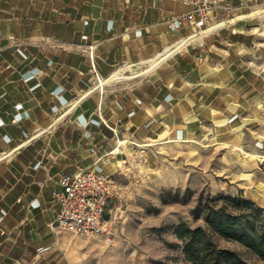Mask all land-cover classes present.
Here are the masks:
<instances>
[{
    "label": "crops",
    "instance_id": "1",
    "mask_svg": "<svg viewBox=\"0 0 264 264\" xmlns=\"http://www.w3.org/2000/svg\"><path fill=\"white\" fill-rule=\"evenodd\" d=\"M190 8L0 0V264H71L50 226L64 173L103 169L126 183L135 169L145 180L169 143L263 150L264 8H219L183 45L197 28L166 18Z\"/></svg>",
    "mask_w": 264,
    "mask_h": 264
},
{
    "label": "rangeland",
    "instance_id": "2",
    "mask_svg": "<svg viewBox=\"0 0 264 264\" xmlns=\"http://www.w3.org/2000/svg\"><path fill=\"white\" fill-rule=\"evenodd\" d=\"M239 146L243 147L202 142L162 145L152 175L140 186H126L114 200V242L61 230L57 245L67 251L71 264H194L183 252L174 225L184 220L194 226L205 223L193 214L202 191L243 192L264 205V156L258 155L264 151L250 149L255 151L251 153ZM221 242L264 264L247 247Z\"/></svg>",
    "mask_w": 264,
    "mask_h": 264
},
{
    "label": "built area",
    "instance_id": "3",
    "mask_svg": "<svg viewBox=\"0 0 264 264\" xmlns=\"http://www.w3.org/2000/svg\"><path fill=\"white\" fill-rule=\"evenodd\" d=\"M191 8L183 13H175L166 18L171 28L183 25H193L197 28L195 33L181 41L185 44L202 35L205 30L212 27L218 16V9L223 8L227 13H232L238 8L253 7L264 8V0H180ZM200 60L204 57L200 56ZM92 150L96 148L92 146ZM264 151V145H263ZM105 153L102 158L111 160V153ZM127 182L121 181L115 175L103 169L79 168L73 172L62 174L58 183L61 188L54 187L52 195L57 199L59 208L55 219L50 226L57 230H66L75 235L95 237L107 242L116 239L114 217V200L121 197L126 186H140L144 179L138 170H128ZM40 185L46 184L45 180L39 181ZM53 244L39 247L41 252L47 251Z\"/></svg>",
    "mask_w": 264,
    "mask_h": 264
},
{
    "label": "trees",
    "instance_id": "4",
    "mask_svg": "<svg viewBox=\"0 0 264 264\" xmlns=\"http://www.w3.org/2000/svg\"><path fill=\"white\" fill-rule=\"evenodd\" d=\"M193 214L205 223L194 226L184 220L174 228L194 264H257L243 250L222 244V239L237 242L264 260V205L252 197L202 191Z\"/></svg>",
    "mask_w": 264,
    "mask_h": 264
},
{
    "label": "bare ground",
    "instance_id": "5",
    "mask_svg": "<svg viewBox=\"0 0 264 264\" xmlns=\"http://www.w3.org/2000/svg\"><path fill=\"white\" fill-rule=\"evenodd\" d=\"M116 71H117V70H116ZM121 72H122V69H121V70L119 69V71H117V73H121Z\"/></svg>",
    "mask_w": 264,
    "mask_h": 264
}]
</instances>
